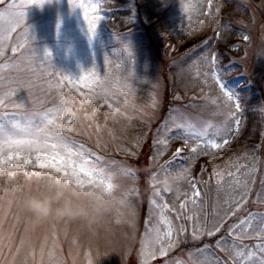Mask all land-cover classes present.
I'll use <instances>...</instances> for the list:
<instances>
[{
    "label": "snow or ice",
    "instance_id": "1",
    "mask_svg": "<svg viewBox=\"0 0 264 264\" xmlns=\"http://www.w3.org/2000/svg\"><path fill=\"white\" fill-rule=\"evenodd\" d=\"M46 2L50 0H0V178L8 181V186L0 189V264H80L79 236H73L72 246L65 253L61 233L67 237L69 225H37L23 210L24 195L53 177L81 189L102 186L109 194L117 189L115 175L138 179L126 162L99 150L106 147L101 144L105 131L113 140L116 137L106 123H97V114L107 109L106 120L131 122L139 118L151 131V118L145 109L158 110L162 103L159 91L149 104L135 103L137 93L131 82L134 73L122 75V61L106 57L103 75L93 67L78 79L57 71L51 52L46 49L41 54L35 49V37L26 22L27 10L33 5L43 7ZM105 2L69 0L72 9L82 10L90 37L95 36L104 19ZM181 6L191 34L218 17L225 5L223 0H194ZM231 31L230 21L216 19L213 35L196 46L205 51L186 68L179 65L178 75L188 72L201 84L200 94L185 107L207 115L194 119L183 107L172 108L163 124L155 128L151 161L158 163L166 150L178 143L162 166L166 172L178 170V178L187 188L172 192L150 184L144 231L155 230L160 237L153 261L162 257L166 258L163 264H264V211L251 210L252 205L264 208V134L250 151L230 158L223 167L214 166L207 180H203L206 166L201 168L200 178L193 174L201 157L215 159L243 132V99L227 87V73L212 43L223 41ZM241 35L244 41L251 40L249 35ZM118 52L126 54L129 61L133 58L127 44ZM195 52L192 48L187 55ZM38 88L43 95L36 94ZM21 90H27L31 104L18 100ZM174 99L183 97L176 95ZM258 110L264 115V105ZM91 131L97 136L95 149L78 139ZM147 139L146 134L138 135L131 145H117V150L136 156ZM178 159L187 163L175 169L173 164ZM213 177L215 199L209 212L205 189L200 185H212ZM167 194H171V200ZM139 195L135 185L124 190L116 202V224L123 222L120 210L128 207L139 219L135 202ZM212 239L214 242H208ZM189 241L196 246L188 251L186 261L167 259L174 249ZM83 257L85 264H93L91 246L83 250Z\"/></svg>",
    "mask_w": 264,
    "mask_h": 264
},
{
    "label": "rangeland",
    "instance_id": "2",
    "mask_svg": "<svg viewBox=\"0 0 264 264\" xmlns=\"http://www.w3.org/2000/svg\"><path fill=\"white\" fill-rule=\"evenodd\" d=\"M173 1H175V5L168 10L169 20L182 28V25L188 19L181 5L194 2V0ZM239 2L246 10V15L236 17L237 19L234 20L233 18L224 20L225 22L230 21L232 31H235L232 35V44L226 46L224 43L217 45L218 41H213L212 43L215 44V50L221 57V67L227 73L225 76L227 87L239 93L243 99V127H247L246 122L253 114L257 115L259 117L258 121L261 123L260 134L262 136L264 134V115H261L258 109L261 105H264V0H248L247 3H244V0H239ZM118 7L131 8V17L135 14L136 9L132 0H106V11L102 13L104 19L101 20L94 37H90L88 33L82 10L80 8L72 9L69 0H50L43 7L31 6L27 10L26 22L31 27L32 34L35 37L33 41L35 49L41 54L46 49L49 50L52 54L51 62L57 71L78 79L84 72L96 67L100 74L103 75L106 71L105 58L108 57L116 62H123L122 75H127L129 72L134 73L131 82L136 89L135 103L138 106L149 104L154 93L159 91V98L162 103L158 110L145 109L151 118V131L145 132L148 136L147 145L144 144L139 150L134 149L138 151V155L133 158L115 157L114 154L108 152L111 150L109 145L120 140L121 136H123L122 133L124 131L115 133V130L117 131L116 126L119 125L120 128L122 125L126 127L129 124L138 126V123L144 125L146 123L145 120L139 118H134L131 122L124 119L106 120L105 112L107 109L101 110L96 118L97 123L101 125L106 123L107 128L112 129L116 137L113 140L105 131L101 144L106 145V147L101 146L99 150L110 158L126 162L128 166L135 170V174L138 177V179L134 180L131 175H121L119 180L124 189L133 185L139 189L140 195L135 201L139 208L137 228V235H139V233L144 231L145 222L148 218L151 189L148 183L149 173L146 169L152 166L150 159L148 160V153L149 144L152 143V137L155 135V128L163 124L164 119L168 117L172 108L183 107V111L190 114L194 119L207 115V113L201 112L199 109L185 107L194 98L193 95H190L188 100H175L170 94L167 95L171 82L174 80L172 76L174 73L177 81L183 86H187L189 89L190 87H201L200 82L195 80L188 72H185L183 76L178 75V73L180 71L179 65H183L186 68L198 53L203 51H199L195 45H185L188 47H178L172 56L163 58L164 56L158 50L152 36L150 34L145 35V31L140 30V28L130 30L129 28L123 29L118 25V29L114 31L105 25L109 17L115 18V11ZM107 9H110V11ZM242 33L249 35L251 40L244 41ZM115 34L120 36L119 40ZM153 36H156V34L154 33ZM207 38L208 36H204V39ZM149 43L152 45L149 46ZM125 44L129 45L132 50L133 58L131 61L123 52L117 53V50L122 49ZM192 48H196V52L190 56L187 55ZM173 68H176V70L172 71L174 70ZM154 85L159 87L154 88ZM65 93L67 94V89H65ZM36 94L43 95L39 88L36 90ZM17 98L27 104H31L27 90H21ZM51 99L52 97L49 96V102ZM100 117L103 118L101 119ZM134 131L138 135V131ZM128 132H130V129ZM142 133L144 134V129ZM78 139L86 142L94 149L97 148V136L94 131L80 134ZM260 139L256 144L260 143ZM175 146H179L178 143L172 144L171 155L169 156H172V149ZM169 156L166 159L165 157L161 159L159 163L163 164ZM207 179L203 178V180ZM7 186V179L0 178V189ZM201 187L205 189L206 202L208 204L207 210L210 212L213 200L208 191L209 185L202 183ZM251 210L264 211V208L252 205ZM74 235L79 236L82 246L80 264H85L83 250L89 246L92 249L93 264H138L137 247L128 235L127 229L115 223V217H109L104 227L96 234L89 232L79 224H70L67 237L63 235V232L61 233V242L65 253L72 246ZM208 242H214V239L208 240ZM195 246L191 241L187 244H182L179 248L174 249L167 259L186 261L188 259V251ZM164 259L166 258L158 257L153 261V264H163Z\"/></svg>",
    "mask_w": 264,
    "mask_h": 264
},
{
    "label": "trees",
    "instance_id": "3",
    "mask_svg": "<svg viewBox=\"0 0 264 264\" xmlns=\"http://www.w3.org/2000/svg\"><path fill=\"white\" fill-rule=\"evenodd\" d=\"M132 1L136 9L134 16L131 17V8L118 7L116 8V11H115V18L109 17L105 25L114 31L118 29V25L121 26L123 29L129 28L130 30L131 29L137 30L140 28V30L145 31V35L150 34V36H152V39L155 42L158 50H160V53H162V55L164 56L163 58H166L165 56H172V54H174L175 51H177L178 47H184L185 45H188V46L195 45L196 47L197 45H200V43L204 40V36L209 37L213 35V27L215 26L216 19H220L224 21L225 19L227 20V18H231V19L233 18L234 20V19H237L236 17L246 15V10L243 8L239 0H223V3L225 6L221 9L220 15L216 17L215 19L207 21L202 30H192L191 34H189L188 21H186L182 25V28H181L180 26L173 24V22L169 20L168 10L175 5L174 3L175 1L173 0L172 1L171 0H162V1L160 0H132ZM193 23H195V19L193 20ZM183 28L185 29L183 30ZM154 33L156 34V36H153ZM234 33H235L234 30L231 31L230 33H227L225 36V39L223 41H218L217 45H219L220 43L221 44L224 43L226 44V46L231 45L233 42L232 35ZM150 45L152 44L149 43V46ZM188 46H185V47H188ZM198 49L199 51H204L203 48H198ZM173 69L174 70L172 71L176 70V68H173ZM172 76L174 77V80L171 82L169 92L167 95L170 94V96L172 97L179 95L183 97V100H188L190 95H193L195 97L200 94V86L196 88L190 87L189 89V87L183 86L181 83L177 81L175 73ZM205 91H207L206 87H205ZM253 115L246 122L247 127L245 128L243 127V132L239 136L238 140L234 142V144L230 148L225 149L215 159H208L206 157H201L197 161L193 169L194 176H196L197 178L201 177V168L206 166L208 168V171L203 174V178H208L209 176L212 175V169L214 166L223 167L230 158H233L236 155L242 154L245 151L251 150V147L255 145L256 142H258L261 137V134H260L261 123H259L258 121L259 117L257 115H254V116ZM103 117H100V118L102 119ZM116 127H117V131L115 130V133L124 131L122 133L123 136H121L120 140H117L113 142L112 144L110 143L109 148H111V150L108 152L110 154H114V156L117 158H133L134 156L128 155L124 151H118L117 145L129 146L132 144L135 137L143 134L142 133L143 129H144V134L146 131L149 132L146 123L144 125H141L140 123H138V126L129 124L126 127L124 125H122L121 128L119 127V125ZM129 129H130V132H128ZM134 130L138 131V135L135 133ZM144 144L147 145V141ZM151 145L152 143L149 144L150 149L148 153V160L150 159L151 154L153 152ZM171 147L172 145L170 146V148L166 150L164 154L165 156L163 155L165 159L167 158V156L171 155ZM176 147L177 146H175V148ZM175 148L173 147L172 149L173 152ZM163 156L159 158L158 163H154L150 159L151 161L150 164L152 166L154 164H160L159 162L161 161V159L164 158ZM169 158H171V156H169ZM169 158L167 160H169ZM185 163H187L185 160L178 159L174 161L173 167L175 169H178L180 166L184 165ZM214 179L215 178L213 177V184L209 185V188H208L209 194L212 196L213 201L215 199ZM184 187L187 188V185H185ZM167 198L171 200V194H167Z\"/></svg>",
    "mask_w": 264,
    "mask_h": 264
},
{
    "label": "clouds",
    "instance_id": "4",
    "mask_svg": "<svg viewBox=\"0 0 264 264\" xmlns=\"http://www.w3.org/2000/svg\"><path fill=\"white\" fill-rule=\"evenodd\" d=\"M146 171L149 173L148 183H155L162 190L179 192L185 186L178 178V170L166 172L162 164H154ZM154 172L158 174L152 175ZM113 179L117 189L109 194L102 186L81 189L53 177L44 181L39 189L26 193L22 207L25 214L37 225L79 224L96 234L109 217H116V202L125 190L119 175H115ZM120 211L123 221L120 225L127 229L137 247L138 264H153V257L159 249V234L155 230H149L137 235L138 217L133 208Z\"/></svg>",
    "mask_w": 264,
    "mask_h": 264
}]
</instances>
